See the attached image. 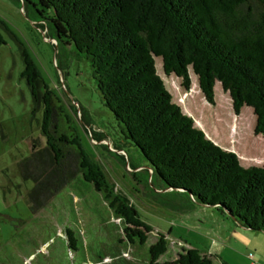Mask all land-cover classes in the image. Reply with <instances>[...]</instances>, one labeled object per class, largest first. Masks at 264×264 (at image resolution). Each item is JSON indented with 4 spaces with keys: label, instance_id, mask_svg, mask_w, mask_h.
<instances>
[{
    "label": "trees",
    "instance_id": "trees-1",
    "mask_svg": "<svg viewBox=\"0 0 264 264\" xmlns=\"http://www.w3.org/2000/svg\"><path fill=\"white\" fill-rule=\"evenodd\" d=\"M17 2L56 46L88 62L118 138L130 142L144 160L141 166L121 155L116 158L137 170L130 178L143 193L178 212L214 210L248 233L264 236V167H244L234 152L208 139L182 112L165 82L176 78L185 91L196 82L210 104L218 84L235 113L242 107L252 110L254 134H263L264 0ZM10 36L24 67L20 77L34 110L42 114L45 147L19 164L21 176L33 182L31 211L41 209L80 175L120 220L126 242L144 245L150 225L127 196L115 191L28 48ZM93 136L100 139L99 133ZM66 237L72 249V233L67 231ZM166 245L159 233L148 247V264H157ZM165 264L214 263L190 247Z\"/></svg>",
    "mask_w": 264,
    "mask_h": 264
},
{
    "label": "rangeland",
    "instance_id": "rangeland-1",
    "mask_svg": "<svg viewBox=\"0 0 264 264\" xmlns=\"http://www.w3.org/2000/svg\"><path fill=\"white\" fill-rule=\"evenodd\" d=\"M0 22V264H148V247L159 233L167 245L157 264L172 263L190 247L211 256L214 264H264L263 235L249 234L207 208L179 212L167 208L131 180L130 174L137 170L116 158L121 155L141 166L144 160L130 142L118 138L113 114L103 105L84 58L56 46L17 0H0ZM9 30L30 51L115 191L127 196L150 225L144 245L126 242L120 220L80 175L41 209L31 211L28 193L33 182L21 176L19 164L45 147L40 132L42 114L34 110L29 89L20 77L24 67ZM165 82L182 112L208 139L234 152L242 166L264 167V133L254 134L255 117L250 108L235 113L228 93L218 84L210 104L196 82L188 91L176 78ZM67 231L74 239L72 249Z\"/></svg>",
    "mask_w": 264,
    "mask_h": 264
},
{
    "label": "crops",
    "instance_id": "crops-1",
    "mask_svg": "<svg viewBox=\"0 0 264 264\" xmlns=\"http://www.w3.org/2000/svg\"><path fill=\"white\" fill-rule=\"evenodd\" d=\"M250 234V233H249Z\"/></svg>",
    "mask_w": 264,
    "mask_h": 264
}]
</instances>
